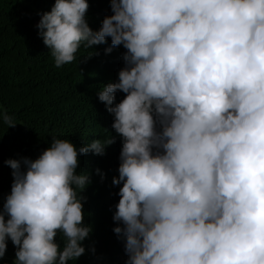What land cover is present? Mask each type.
<instances>
[{
	"label": "clouds",
	"instance_id": "1",
	"mask_svg": "<svg viewBox=\"0 0 264 264\" xmlns=\"http://www.w3.org/2000/svg\"><path fill=\"white\" fill-rule=\"evenodd\" d=\"M88 8L55 0L37 27L57 67L109 37L127 50L98 92L116 135L105 128L83 146L53 136L35 159L5 161L0 258L9 240L13 264L85 253L92 174L78 171L80 156L104 155L119 136L113 231L125 264H264V0H111L98 31ZM0 120L17 124L7 109Z\"/></svg>",
	"mask_w": 264,
	"mask_h": 264
},
{
	"label": "trees",
	"instance_id": "2",
	"mask_svg": "<svg viewBox=\"0 0 264 264\" xmlns=\"http://www.w3.org/2000/svg\"><path fill=\"white\" fill-rule=\"evenodd\" d=\"M55 0H0V110L15 114L16 125L0 120V209L13 181L9 158L35 159L57 136L78 146L109 135L113 115L99 100L103 85L115 82L124 66L127 50L107 43L81 47L73 62L57 67L37 27L41 15L50 11ZM86 20L99 30L105 16L111 15V0H88ZM112 47L111 52L105 49ZM117 101L125 95L117 92ZM122 143L117 136L104 155L89 151L80 156L78 171L92 174L84 191L85 223L93 231L82 243L85 253L68 264H125L124 241L113 231L115 205L121 185L112 183L118 176ZM99 168L100 172H96ZM103 176V179H101ZM61 244V235L56 237ZM16 246L8 241L0 264H13Z\"/></svg>",
	"mask_w": 264,
	"mask_h": 264
}]
</instances>
